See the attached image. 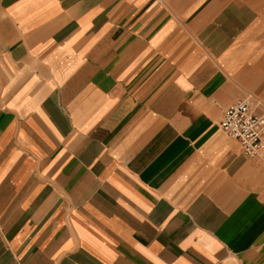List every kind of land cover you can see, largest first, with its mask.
Listing matches in <instances>:
<instances>
[{"label": "crops", "instance_id": "1", "mask_svg": "<svg viewBox=\"0 0 264 264\" xmlns=\"http://www.w3.org/2000/svg\"><path fill=\"white\" fill-rule=\"evenodd\" d=\"M173 1L0 0V264H264L257 18Z\"/></svg>", "mask_w": 264, "mask_h": 264}, {"label": "built area", "instance_id": "2", "mask_svg": "<svg viewBox=\"0 0 264 264\" xmlns=\"http://www.w3.org/2000/svg\"><path fill=\"white\" fill-rule=\"evenodd\" d=\"M220 128L238 142L244 156L264 162V99L247 93L230 102L222 113Z\"/></svg>", "mask_w": 264, "mask_h": 264}, {"label": "rangeland", "instance_id": "3", "mask_svg": "<svg viewBox=\"0 0 264 264\" xmlns=\"http://www.w3.org/2000/svg\"><path fill=\"white\" fill-rule=\"evenodd\" d=\"M172 3L177 8H184L188 4L200 7L210 4L208 8H213L217 25H223L227 29H231L238 21L245 23L248 19L257 18L254 36L264 40V0H178Z\"/></svg>", "mask_w": 264, "mask_h": 264}, {"label": "bare ground", "instance_id": "4", "mask_svg": "<svg viewBox=\"0 0 264 264\" xmlns=\"http://www.w3.org/2000/svg\"><path fill=\"white\" fill-rule=\"evenodd\" d=\"M244 66V65H243ZM257 72V71H256ZM258 76H261V75H258Z\"/></svg>", "mask_w": 264, "mask_h": 264}]
</instances>
